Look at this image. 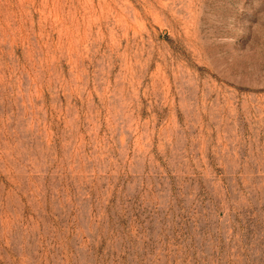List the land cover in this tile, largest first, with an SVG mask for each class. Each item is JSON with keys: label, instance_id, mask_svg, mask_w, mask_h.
Listing matches in <instances>:
<instances>
[{"label": "rangeland", "instance_id": "obj_1", "mask_svg": "<svg viewBox=\"0 0 264 264\" xmlns=\"http://www.w3.org/2000/svg\"><path fill=\"white\" fill-rule=\"evenodd\" d=\"M0 264H264V0H0Z\"/></svg>", "mask_w": 264, "mask_h": 264}]
</instances>
